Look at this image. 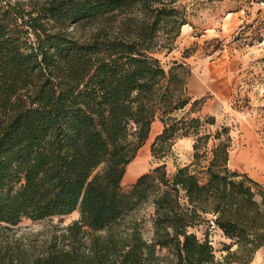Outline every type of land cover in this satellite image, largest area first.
<instances>
[{
    "label": "trees",
    "instance_id": "1",
    "mask_svg": "<svg viewBox=\"0 0 264 264\" xmlns=\"http://www.w3.org/2000/svg\"><path fill=\"white\" fill-rule=\"evenodd\" d=\"M177 17L159 0H44L31 9L0 0V224L78 212L61 245L36 256L4 251L0 264H249L264 246V186L229 168L228 132L208 145L200 129L214 117L190 116L205 103L188 94L190 68H165L153 53ZM156 119L152 154L161 159L192 136V161L172 174L157 165L123 191ZM144 203L149 237L130 217ZM204 220L229 240L219 260L191 231Z\"/></svg>",
    "mask_w": 264,
    "mask_h": 264
},
{
    "label": "rangeland",
    "instance_id": "2",
    "mask_svg": "<svg viewBox=\"0 0 264 264\" xmlns=\"http://www.w3.org/2000/svg\"><path fill=\"white\" fill-rule=\"evenodd\" d=\"M25 9L44 0H18ZM167 7H174L177 18L186 21L177 30L175 22L157 33L154 55L165 68L173 61L183 62L190 68L188 94L193 98L204 97L201 110L190 113L203 120L214 117L213 124H203L200 131L210 135L208 145L216 132H228L231 141L228 166L245 172L264 186V0H159ZM72 28V27H70ZM94 25L83 27L88 33ZM190 104L175 115L180 117ZM162 128L154 120L151 132L127 164L121 181L127 191L142 173L164 164L168 174L177 167L192 161L194 138H178L171 152L159 159L151 152V143ZM225 128L226 131L223 130ZM225 133L221 134L224 138ZM152 206L144 203L130 217L141 223L143 235L151 234ZM78 217V212L62 217L38 221L22 219L6 227L0 224V254L36 256L52 241L61 245L65 227ZM199 239L207 238L217 260L226 252L229 243L222 232L204 220L191 228ZM235 247H232L233 250ZM249 264H264V246L253 255Z\"/></svg>",
    "mask_w": 264,
    "mask_h": 264
}]
</instances>
